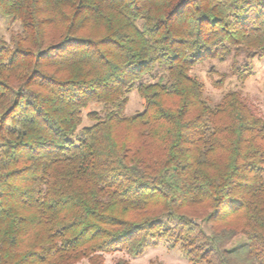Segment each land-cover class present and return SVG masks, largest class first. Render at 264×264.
Listing matches in <instances>:
<instances>
[{
  "label": "trees",
  "instance_id": "obj_1",
  "mask_svg": "<svg viewBox=\"0 0 264 264\" xmlns=\"http://www.w3.org/2000/svg\"><path fill=\"white\" fill-rule=\"evenodd\" d=\"M0 16L21 26L0 40V264L160 242L264 264V119L238 92L211 106L190 75L233 59L249 77L264 0H0Z\"/></svg>",
  "mask_w": 264,
  "mask_h": 264
},
{
  "label": "rangeland",
  "instance_id": "obj_2",
  "mask_svg": "<svg viewBox=\"0 0 264 264\" xmlns=\"http://www.w3.org/2000/svg\"><path fill=\"white\" fill-rule=\"evenodd\" d=\"M21 30L18 22H12L10 18L0 16V40L9 41L13 34ZM241 64H248L249 77L239 79L233 72L234 60L224 62L208 60L196 65L190 75L197 78L204 85V95L209 104L217 106L229 92H238L250 106V108L264 119V58H256L249 62L239 58ZM104 106L91 104L83 111V122L79 130L91 126L93 122L88 118L89 111L103 113ZM144 100L136 90L129 94V103L125 110L126 116H132L143 112ZM96 259V260H95ZM94 260L100 264H192L186 254L180 248L171 249L166 242H160L152 246L138 257H132L126 252L111 254H90L81 257L69 264H93Z\"/></svg>",
  "mask_w": 264,
  "mask_h": 264
}]
</instances>
